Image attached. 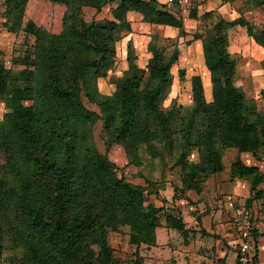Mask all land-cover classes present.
<instances>
[{
    "label": "trees",
    "instance_id": "trees-1",
    "mask_svg": "<svg viewBox=\"0 0 264 264\" xmlns=\"http://www.w3.org/2000/svg\"><path fill=\"white\" fill-rule=\"evenodd\" d=\"M29 1L3 0L7 32H23L34 43L32 51L17 58L23 69L15 71L0 62V99L6 110L0 120V258L8 250L13 255L7 264H111V249L101 243L99 233L128 228L131 242L152 245L162 217L168 230L186 237L183 219L164 217L163 205L146 203L165 189L163 182L151 177L173 148V113L160 105L176 56L167 59L149 47L152 55L145 69L131 63L129 74L115 80V96L99 104L102 117L83 103V98L98 96L97 80L112 65L114 43L129 23L127 13H139L146 23L182 30L181 18L167 8L178 5L156 0H50L66 7L62 29L53 34L24 20ZM117 1L112 19L87 23L78 17L82 6L100 10ZM245 1L250 7H264V0ZM190 15L196 16L195 9ZM229 26L245 28L246 35L264 49V29L255 31L241 17L218 20L203 37L212 99L206 102L202 84L192 81L193 107L179 130V152L174 157V165L181 167V187L172 195L175 201L191 191L199 194L206 179L222 171L225 148L264 158V117L256 102L233 83L236 62L226 51ZM259 95L264 100V89ZM98 119L105 128L112 126L110 143L121 146L138 169L146 170L144 185L124 179L118 167L96 150L91 128ZM195 130L199 160L188 162L181 145ZM141 153L149 160L144 164ZM230 171L250 181L246 204L264 203V172L239 158ZM258 236L255 231L254 237ZM232 244L238 250V240ZM259 253L254 251L249 264H259Z\"/></svg>",
    "mask_w": 264,
    "mask_h": 264
},
{
    "label": "rangeland",
    "instance_id": "rangeland-1",
    "mask_svg": "<svg viewBox=\"0 0 264 264\" xmlns=\"http://www.w3.org/2000/svg\"><path fill=\"white\" fill-rule=\"evenodd\" d=\"M158 1L163 3L165 0ZM196 1L198 0H188L181 14L185 18H194L197 22L182 23V30L140 21L138 14L131 16L129 18L131 21L119 31V39L114 43L112 65L106 76L97 80L98 96L94 100L83 98L85 107L102 117L99 104L103 99L109 100L115 96V80L129 74L131 63L145 69L152 55L149 47L159 51L167 59L176 56L170 66L171 83L160 105L164 111L169 110L173 113L170 125L173 148L169 151L170 155H165L162 168L156 169L157 172L155 171L151 177L153 181L163 182L165 189L161 191L159 197L152 196L146 199V203L155 204L157 207L163 205L164 217L170 214L183 219L188 229L187 236L183 237L175 230H168L163 217L160 227L155 230V242L152 245L135 244L133 240L131 242L128 228H123L120 232L106 229L98 236L101 243L111 249L110 254L114 259L111 264H236L238 251L234 249L232 243L237 241L238 234L232 226V215L242 210L253 211L256 224L262 228L261 238L264 239V203L252 200L250 205L246 204L251 195L250 181L233 176L230 171L232 163L239 158L245 165L256 166L264 172V158L257 160L249 153L238 154L235 149L225 148L221 153L222 171L209 176L199 194L191 191L182 200L172 199L174 189L179 190L181 187V167L174 165V157L179 152L177 144L179 130L193 107L192 81L196 80L202 84L206 102L212 99L210 73L204 64L201 41L218 20L227 21L226 17L216 14L198 17L197 12L196 16L192 17L190 12L194 8L197 9ZM116 3L118 1L110 2L100 10L82 6L78 17L87 23L112 19ZM230 3L232 9L229 14L235 16L234 19L241 17L253 29L255 28V31L264 29L263 6L250 7L245 0H232ZM65 11V6L52 3L50 0H30L26 6L24 20H30L37 27L57 34L62 29ZM3 12V0H0V62L12 70H21L23 66L19 64L17 58L22 57L27 49L32 51L34 39L23 32L8 33L3 26ZM180 18L183 19L182 16ZM226 35V51L236 62L233 83L242 89L247 98L256 102L264 117V100L259 95L260 90L264 89V49L246 35L245 28L229 26ZM255 71H260L261 82L252 78ZM4 105V100L0 99V120L6 112ZM197 120L200 118L197 117ZM111 127L105 128L101 119L95 121L91 128V140L96 150L118 167L119 175L124 179L133 184L144 185L146 170L138 169L121 146L110 143ZM196 127L200 128V124ZM197 132L195 130L192 133L185 146L181 145L188 162L199 160ZM139 160L143 164L149 161L142 153ZM163 199L166 203L162 201ZM197 216L201 217L198 222ZM223 225L225 230L220 232L218 228ZM259 252V264H264V251ZM11 255L13 252L5 250L0 258V264L9 263ZM97 261L99 263L103 261L102 255Z\"/></svg>",
    "mask_w": 264,
    "mask_h": 264
},
{
    "label": "built area",
    "instance_id": "built-area-1",
    "mask_svg": "<svg viewBox=\"0 0 264 264\" xmlns=\"http://www.w3.org/2000/svg\"><path fill=\"white\" fill-rule=\"evenodd\" d=\"M184 0H166L167 6H181ZM232 223L238 231V252L237 259L239 264H249L254 251H264V239L261 238V233L258 230L255 222V216L252 210H242L232 215ZM259 234L254 237V232Z\"/></svg>",
    "mask_w": 264,
    "mask_h": 264
},
{
    "label": "crops",
    "instance_id": "crops-1",
    "mask_svg": "<svg viewBox=\"0 0 264 264\" xmlns=\"http://www.w3.org/2000/svg\"><path fill=\"white\" fill-rule=\"evenodd\" d=\"M156 1L158 3H160V4H165L166 5V0L163 1V3H161L158 0H156ZM187 2H188V0H184V3L181 6H178V7L176 6L175 8H170V7H167V6L166 7L168 8V12L172 13L173 15L179 16V17L182 16V18H183L182 22L183 23H187V21H193V22L196 23L197 21L194 18L193 19H190L189 17L185 18L181 14L182 13L181 11L183 10V6ZM196 3H197L196 4L197 5L196 6L197 9H195V8L194 9H195L196 13L198 12V17H201L205 13L212 11L216 15H220L221 17H224V18L226 17V20H229V21L234 20V18H235V16H231L229 14L230 9H232L230 2H226L224 0H198V1H196ZM135 14H138L140 16L139 20L142 21V16L139 13H136V12H128L127 15H126L127 20L130 22L131 19H129V18H131V16H134ZM229 17H230V19H229ZM257 52L259 54L258 56L261 57L260 52L259 51H257ZM252 78L254 79V81H257V82L260 81L261 82L262 78L260 77V71L259 72L255 71L254 77H252ZM257 227H258L259 232L261 233L262 232V228L258 224H257ZM218 230L220 232H223V230H225L224 225L223 226H219Z\"/></svg>",
    "mask_w": 264,
    "mask_h": 264
}]
</instances>
